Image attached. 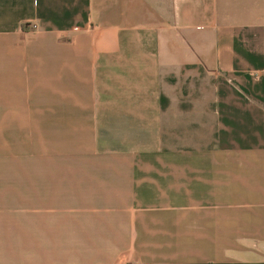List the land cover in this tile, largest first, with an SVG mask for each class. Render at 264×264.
Segmentation results:
<instances>
[{
	"label": "crops",
	"instance_id": "obj_1",
	"mask_svg": "<svg viewBox=\"0 0 264 264\" xmlns=\"http://www.w3.org/2000/svg\"><path fill=\"white\" fill-rule=\"evenodd\" d=\"M0 264H264V0H0Z\"/></svg>",
	"mask_w": 264,
	"mask_h": 264
},
{
	"label": "rangeland",
	"instance_id": "obj_2",
	"mask_svg": "<svg viewBox=\"0 0 264 264\" xmlns=\"http://www.w3.org/2000/svg\"><path fill=\"white\" fill-rule=\"evenodd\" d=\"M235 254H238L237 252Z\"/></svg>",
	"mask_w": 264,
	"mask_h": 264
}]
</instances>
